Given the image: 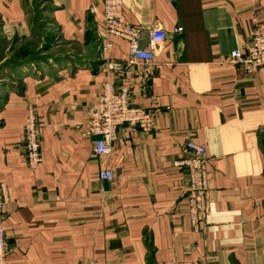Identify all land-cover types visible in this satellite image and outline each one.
Wrapping results in <instances>:
<instances>
[{
  "label": "crops",
  "instance_id": "crops-1",
  "mask_svg": "<svg viewBox=\"0 0 264 264\" xmlns=\"http://www.w3.org/2000/svg\"><path fill=\"white\" fill-rule=\"evenodd\" d=\"M123 3L142 47L153 28L166 32L152 63L105 32L103 0H0V38L37 40L15 53L13 81L0 86L8 263L264 264V66L227 62L264 23V0ZM106 82L129 87L153 129L125 124L99 156L88 109ZM30 106L41 124L37 169L24 147ZM191 139L208 151L209 215L198 232L186 213L187 171L173 165ZM108 169L113 179L100 180Z\"/></svg>",
  "mask_w": 264,
  "mask_h": 264
},
{
  "label": "built area",
  "instance_id": "built-area-1",
  "mask_svg": "<svg viewBox=\"0 0 264 264\" xmlns=\"http://www.w3.org/2000/svg\"><path fill=\"white\" fill-rule=\"evenodd\" d=\"M123 0H103V21L105 32L110 36L122 38L129 42L130 55L137 60L153 62L155 49L164 43L166 32L155 27L149 32V41L146 48L140 43V29L130 25L124 19ZM178 27L174 31L182 32ZM107 44L105 49L110 48ZM227 62L237 65L244 70L256 69L264 66V23L255 25L251 43L244 49H233ZM109 70L119 71L120 63L109 61ZM87 135L94 137L93 149L95 154L109 155L112 152L117 138L119 127L128 125L143 132L153 129L152 114L133 104L131 91L127 86L116 88L106 82L96 104L88 109ZM24 147L26 161L31 169H37L42 162L41 157V124L38 121L34 107H28V114L24 124ZM207 145L194 140L186 142L184 156L173 163L177 168L187 171L189 184L186 190V213L194 231H202L207 225L209 215V177L207 171ZM100 180H112L111 170L98 172ZM9 203L8 187L0 184V264L8 263L7 227L5 225L6 206Z\"/></svg>",
  "mask_w": 264,
  "mask_h": 264
},
{
  "label": "rangeland",
  "instance_id": "rangeland-1",
  "mask_svg": "<svg viewBox=\"0 0 264 264\" xmlns=\"http://www.w3.org/2000/svg\"><path fill=\"white\" fill-rule=\"evenodd\" d=\"M37 46V40H32L31 42L25 44H18L13 46L10 42H7L0 38V86H7L13 81L11 77V73L13 72V66L15 63V53L18 56V53H21V49H26L27 53H30V50ZM12 54L10 59H6L2 62V58L6 57L7 55Z\"/></svg>",
  "mask_w": 264,
  "mask_h": 264
}]
</instances>
